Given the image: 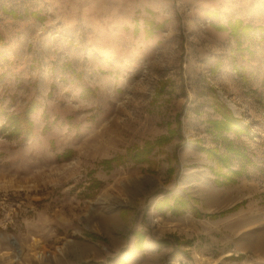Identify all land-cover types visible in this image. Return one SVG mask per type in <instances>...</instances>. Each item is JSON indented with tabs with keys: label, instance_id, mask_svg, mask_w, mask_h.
<instances>
[{
	"label": "rangeland",
	"instance_id": "1",
	"mask_svg": "<svg viewBox=\"0 0 264 264\" xmlns=\"http://www.w3.org/2000/svg\"><path fill=\"white\" fill-rule=\"evenodd\" d=\"M99 1L0 0V122L35 90L41 103L30 115L34 137L0 135V264H176L172 252L155 262V246L136 248L132 232L156 244L172 239L162 237L164 207L153 205L181 186L206 214L241 202L195 220V257L264 264V0H140L104 14ZM235 19L255 29L233 37L213 27ZM214 94L230 110L233 102L248 127V135L225 136L249 159L227 185L197 146L222 142L206 129ZM168 125L178 134L147 162L98 165ZM67 148L73 155L58 158ZM92 178L102 185L90 192ZM13 240L22 247L17 259Z\"/></svg>",
	"mask_w": 264,
	"mask_h": 264
},
{
	"label": "trees",
	"instance_id": "2",
	"mask_svg": "<svg viewBox=\"0 0 264 264\" xmlns=\"http://www.w3.org/2000/svg\"><path fill=\"white\" fill-rule=\"evenodd\" d=\"M8 13H10L12 17H19L17 12L14 10H9ZM213 27L219 31L227 30L233 37H239L241 34L247 35L255 29L250 24H244L241 19H235L233 21L228 20L225 24H215L213 25ZM256 29H262V26H258ZM148 33H150L149 30ZM219 66L220 64L218 65V67ZM50 87L52 88L53 85L51 84ZM83 92H90V89L85 88ZM51 94L52 91L51 89H49L47 95L50 96ZM36 96L37 91L35 90L34 93L26 100L25 104L19 112L3 113L4 119L0 122L1 136L5 137L6 139H18L19 142H25L35 136L33 130V122L30 119V115L37 111L41 106V103L37 100ZM211 104L213 105L215 112L220 115V118L210 119L208 120V122L211 125L212 130L215 131L216 135L219 134L222 141H225V152H219V149L216 146L205 147L201 144H197V146L201 152H204L208 157H212L215 159L217 167L227 168L226 172L223 175L222 181V184L227 185L230 183H235L237 177H240L244 174V162L248 161L249 159L246 158L244 150L232 145L231 142L225 137L224 133L233 131L235 133L248 135V127L242 124L240 118L233 115L232 111L226 106V104L219 100L216 94L212 96ZM43 115L46 116L45 114ZM47 130L48 126L44 124L41 128V132L45 133ZM176 134H178V128H172L168 125L166 133L158 135L153 140H145L140 147L127 150L123 155H116L111 158L101 159L98 162V165H101L103 168L111 169L113 168V166L123 165L128 162L135 165L145 163L148 161L150 155H152L156 148H160L171 141V139ZM228 153H231L239 158V168H232V165L229 162ZM72 155L73 150L71 148H67L64 149L60 154H57V157L68 159ZM214 181L216 184H218L217 180ZM101 185V180L92 178L87 188L91 192L93 189L99 188ZM171 199L172 202H170V197L164 195L154 203L153 207L158 210L162 207H165V210L170 211V213L175 216L183 214L185 211L184 209L186 208L187 200H184L183 197H180L178 199L176 197H171ZM240 205L241 202L236 203L233 206L219 212L205 214V217L214 219L219 216H224L225 214L238 209ZM197 216L199 217V215ZM132 234H134L135 236L134 246L136 248L142 247V243L145 239V233L140 230H134ZM87 236L92 240H104L103 237L94 233H88ZM168 242V238L166 237L159 239L157 243L160 245L167 244Z\"/></svg>",
	"mask_w": 264,
	"mask_h": 264
},
{
	"label": "crops",
	"instance_id": "3",
	"mask_svg": "<svg viewBox=\"0 0 264 264\" xmlns=\"http://www.w3.org/2000/svg\"><path fill=\"white\" fill-rule=\"evenodd\" d=\"M156 0H152L154 3ZM101 3H105V5H101L100 9L101 13L104 14V9H107V11H110V5H118V6H125L128 10H130L131 7H138L140 6V0H107V1H99V5ZM148 29V28H147ZM131 34H134V31L131 30ZM140 40H145V32L140 33ZM210 109L213 113L212 116L208 117L207 120L220 118V115L215 112L213 105L210 103ZM242 124H245L241 120ZM207 130L210 133L211 137H213L216 141V139L220 138L221 136L219 134L216 135L215 131L212 130L211 125L207 121ZM225 136H229L228 133L224 134ZM221 140V139H220ZM222 145H224V141L221 142ZM220 142H218L217 148L219 149V152H225L220 148ZM202 145V144H201ZM208 147V146H207ZM212 147V146H211ZM206 159L211 158L215 160L212 157H208L205 154ZM233 168V167H232ZM217 167L214 171H217L219 174V178H222V175L226 172L227 168ZM210 171V170H209ZM221 176V177H220ZM164 195L170 197V202H172L171 197L173 198H180L183 197L184 200H187L186 208L184 209V213L179 216L172 215L170 211L165 210V207L162 208L161 214L158 218H160L161 223L163 224L162 227H164L163 236L167 234H170L171 238L167 244H161L158 245L156 243H151L149 240H144V248H147L152 251V248L155 246V255L152 257L155 262L159 263L160 258H164L167 255H170L171 257L169 259L173 260V263H175L177 260H186L189 264H207V260H200L198 257H195L198 254L196 251V246L198 245V240L194 239L193 236L195 234L194 230V223L195 220L205 219V214L207 210L205 209V205L203 204H197L194 203L195 198L193 197V193L189 192L188 188H184L181 186V188L178 189H170L168 192H166ZM168 213V214H167ZM187 214V215H186ZM186 215V216H185ZM199 215V217L197 216ZM60 236V235H59ZM134 242V241H133ZM149 247V248H148ZM213 261H215V258H212ZM218 263V261L216 262ZM156 264V263H155Z\"/></svg>",
	"mask_w": 264,
	"mask_h": 264
},
{
	"label": "bare ground",
	"instance_id": "4",
	"mask_svg": "<svg viewBox=\"0 0 264 264\" xmlns=\"http://www.w3.org/2000/svg\"><path fill=\"white\" fill-rule=\"evenodd\" d=\"M228 104H229V106H230V108H231V110H233V111H235L236 112V110H237V107H236V105L233 103V102H228ZM109 221H108V219L106 218V219H104V223H105V226L107 225V223H108ZM109 224V223H108ZM13 248H14V251H15V254H14V259H17L18 258V254H20L21 252H22V247H21V245H20V243L17 241V240H13ZM64 246H65V244H64ZM57 249L59 250V252L60 253H62V249H63V247H57ZM45 254H46V252H45ZM45 254H44V258H46L45 257ZM63 254V253H62ZM40 255V254H39ZM42 256V255H41ZM52 257H54V254H52L51 255ZM50 256V257H51ZM55 258L56 257H54V260H55Z\"/></svg>",
	"mask_w": 264,
	"mask_h": 264
},
{
	"label": "built area",
	"instance_id": "5",
	"mask_svg": "<svg viewBox=\"0 0 264 264\" xmlns=\"http://www.w3.org/2000/svg\"><path fill=\"white\" fill-rule=\"evenodd\" d=\"M176 264H189V263L186 260L180 259L176 261Z\"/></svg>",
	"mask_w": 264,
	"mask_h": 264
}]
</instances>
